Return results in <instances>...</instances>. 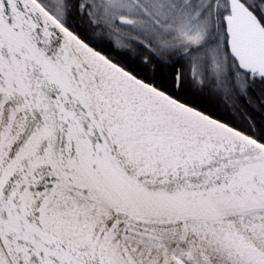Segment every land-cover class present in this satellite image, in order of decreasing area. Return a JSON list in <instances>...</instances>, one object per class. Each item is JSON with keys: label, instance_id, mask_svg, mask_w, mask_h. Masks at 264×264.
Segmentation results:
<instances>
[{"label": "snow or ice", "instance_id": "6c2138e0", "mask_svg": "<svg viewBox=\"0 0 264 264\" xmlns=\"http://www.w3.org/2000/svg\"><path fill=\"white\" fill-rule=\"evenodd\" d=\"M0 264H264V0H0Z\"/></svg>", "mask_w": 264, "mask_h": 264}]
</instances>
